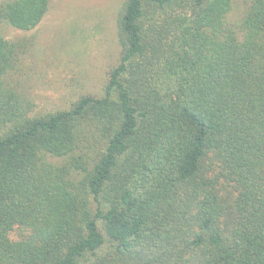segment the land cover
<instances>
[{"label": "trees", "instance_id": "1", "mask_svg": "<svg viewBox=\"0 0 264 264\" xmlns=\"http://www.w3.org/2000/svg\"><path fill=\"white\" fill-rule=\"evenodd\" d=\"M117 40L103 94L49 111L0 32V264H264V0H124Z\"/></svg>", "mask_w": 264, "mask_h": 264}, {"label": "rangeland", "instance_id": "2", "mask_svg": "<svg viewBox=\"0 0 264 264\" xmlns=\"http://www.w3.org/2000/svg\"><path fill=\"white\" fill-rule=\"evenodd\" d=\"M124 0H49L40 22L22 31L0 25L7 38L28 41L18 79L38 110L66 109L85 94L101 96L119 58L117 20ZM11 232V238L18 236Z\"/></svg>", "mask_w": 264, "mask_h": 264}]
</instances>
